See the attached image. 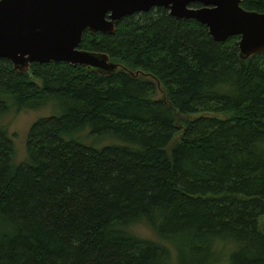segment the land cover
Masks as SVG:
<instances>
[{"label":"trees","instance_id":"obj_1","mask_svg":"<svg viewBox=\"0 0 264 264\" xmlns=\"http://www.w3.org/2000/svg\"><path fill=\"white\" fill-rule=\"evenodd\" d=\"M238 41L158 8L83 34L109 77L0 59V264H213L217 245L264 264V53L242 60ZM47 107L14 165L4 118Z\"/></svg>","mask_w":264,"mask_h":264},{"label":"water","instance_id":"obj_2","mask_svg":"<svg viewBox=\"0 0 264 264\" xmlns=\"http://www.w3.org/2000/svg\"><path fill=\"white\" fill-rule=\"evenodd\" d=\"M242 0H0V59L21 74L34 64L66 63L100 76L119 65L105 54L79 49L83 34L113 35L121 19L164 9L177 20L205 26L218 43L239 37L240 58L264 53V13L248 12ZM200 8H191L192 5ZM131 77L139 75L128 72ZM158 87H160L158 85Z\"/></svg>","mask_w":264,"mask_h":264},{"label":"rangeland","instance_id":"obj_3","mask_svg":"<svg viewBox=\"0 0 264 264\" xmlns=\"http://www.w3.org/2000/svg\"><path fill=\"white\" fill-rule=\"evenodd\" d=\"M158 97H163L161 92H158ZM52 114V109L47 107L45 109L39 111H26L17 114L16 112L11 113L6 116L3 120L4 127L9 129V133L12 137V141L14 144V165L19 166L26 161V140L27 134L29 132L30 127L37 121L41 119L48 118ZM88 130V129H87ZM89 131V130H88ZM87 132H83L80 135V140L87 146H90L92 143L91 137L86 138ZM114 144L112 141L105 139L102 143L97 144L98 146H104ZM264 219L261 221L262 228L264 227ZM132 232L144 239H156L155 233L145 224H137L131 228ZM231 248V246L226 245L225 247L221 245L216 246L217 256L215 257V261L213 264H228L229 258L227 260V252Z\"/></svg>","mask_w":264,"mask_h":264},{"label":"bare ground","instance_id":"obj_4","mask_svg":"<svg viewBox=\"0 0 264 264\" xmlns=\"http://www.w3.org/2000/svg\"><path fill=\"white\" fill-rule=\"evenodd\" d=\"M239 38V37H238Z\"/></svg>","mask_w":264,"mask_h":264}]
</instances>
